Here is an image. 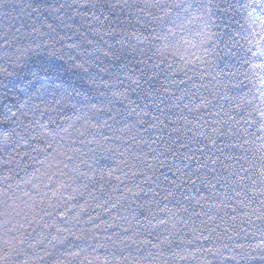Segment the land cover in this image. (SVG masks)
<instances>
[{"label": "snow or ice", "instance_id": "snow-or-ice-1", "mask_svg": "<svg viewBox=\"0 0 264 264\" xmlns=\"http://www.w3.org/2000/svg\"><path fill=\"white\" fill-rule=\"evenodd\" d=\"M0 264H264V0H0Z\"/></svg>", "mask_w": 264, "mask_h": 264}]
</instances>
